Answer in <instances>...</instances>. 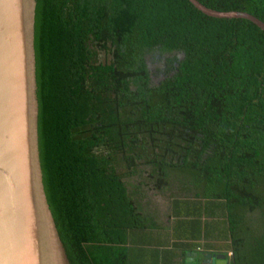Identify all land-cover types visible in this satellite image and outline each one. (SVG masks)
I'll return each mask as SVG.
<instances>
[{
	"label": "trees",
	"instance_id": "trees-1",
	"mask_svg": "<svg viewBox=\"0 0 264 264\" xmlns=\"http://www.w3.org/2000/svg\"><path fill=\"white\" fill-rule=\"evenodd\" d=\"M196 1L264 24V0ZM33 40L43 189L72 264H130L129 232L156 226L148 192L173 217L194 216L180 197L221 201L231 264L264 245L246 218L264 230L263 31L187 0H35Z\"/></svg>",
	"mask_w": 264,
	"mask_h": 264
},
{
	"label": "water",
	"instance_id": "water-1",
	"mask_svg": "<svg viewBox=\"0 0 264 264\" xmlns=\"http://www.w3.org/2000/svg\"><path fill=\"white\" fill-rule=\"evenodd\" d=\"M188 3L216 19H243ZM35 0H0V264H72L46 199L37 148L33 17ZM185 264H226L204 254Z\"/></svg>",
	"mask_w": 264,
	"mask_h": 264
},
{
	"label": "crops",
	"instance_id": "crops-1",
	"mask_svg": "<svg viewBox=\"0 0 264 264\" xmlns=\"http://www.w3.org/2000/svg\"><path fill=\"white\" fill-rule=\"evenodd\" d=\"M149 196L159 202L162 200V204L153 207ZM146 201L143 213L156 227L129 232L126 248L130 264H185L187 259L193 260L207 253L220 255L226 264H231V236L221 201L212 202L210 198L192 195L180 197L179 201L187 202L189 211L194 214L187 218L171 216L170 203L157 193L148 192ZM160 215L164 216V222H159ZM259 217L256 213L246 216L252 239L264 234ZM255 241L256 245L241 256L244 260L240 264H264V245Z\"/></svg>",
	"mask_w": 264,
	"mask_h": 264
},
{
	"label": "rangeland",
	"instance_id": "rangeland-1",
	"mask_svg": "<svg viewBox=\"0 0 264 264\" xmlns=\"http://www.w3.org/2000/svg\"><path fill=\"white\" fill-rule=\"evenodd\" d=\"M104 56H105L104 54L100 53V56H99L100 61L103 59H106V57H104ZM146 64H147V69L149 71L150 81H151V83H155L157 80H159L161 78L162 73H163V68H162L161 64L152 63L148 59H146ZM133 180H135V182H136L137 178L134 177ZM125 182L127 184H131L130 182H132V179H126ZM158 199H160V198H158ZM149 203L152 204L153 207H156L155 205H157L158 203L162 204V200H160V202H159L157 199H153L152 196L151 197L149 196ZM163 204H164V202H163ZM157 211H158V209H157ZM159 211H160V209H159ZM159 218L161 219L159 222H164V216L163 215H160ZM154 227H156V226H154Z\"/></svg>",
	"mask_w": 264,
	"mask_h": 264
},
{
	"label": "flooded vegetation",
	"instance_id": "flooded-vegetation-1",
	"mask_svg": "<svg viewBox=\"0 0 264 264\" xmlns=\"http://www.w3.org/2000/svg\"><path fill=\"white\" fill-rule=\"evenodd\" d=\"M156 83V82H155Z\"/></svg>",
	"mask_w": 264,
	"mask_h": 264
}]
</instances>
